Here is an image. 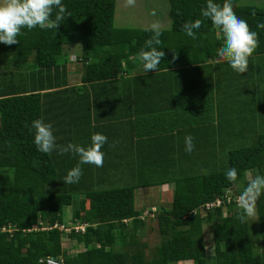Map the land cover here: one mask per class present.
Listing matches in <instances>:
<instances>
[{
  "label": "trees",
  "instance_id": "obj_1",
  "mask_svg": "<svg viewBox=\"0 0 264 264\" xmlns=\"http://www.w3.org/2000/svg\"><path fill=\"white\" fill-rule=\"evenodd\" d=\"M214 2L222 4L223 0ZM62 3L67 9L66 19L57 29L25 28L17 44L0 43V55L15 65L10 71L0 65V167H10L13 173L7 192L0 194V264H43L39 260L48 256L63 264H175L183 260L194 264H264V195L257 201L254 236L250 219L241 223L237 218V199L245 187L237 183L245 181L248 170L264 175V133L253 145L229 149L225 169L205 173L200 167L213 160L217 152L211 134L202 133L203 128L197 130V124H209L207 117L220 108H214L204 91L210 87L207 76L212 71L217 92L222 89L221 81L226 90L237 92L250 76L260 78L264 29L257 24L264 22V7L232 0L236 14L259 38L248 71L239 74L217 55L223 36L201 15L206 0H169L170 26L161 28L162 44L158 46L165 56L157 71L144 74L138 54L152 35L150 28L114 26L115 0ZM195 19L203 23L194 30L193 39L182 26ZM71 48L81 69L80 83L69 86ZM200 76L205 77L203 82ZM122 99L130 103L127 115L136 118L134 124L142 118L143 128L138 134H157L158 117H175L174 127L182 135L186 126L196 124L189 135L198 153L196 159L202 162L194 166L195 172L172 170L166 180L173 184L171 201L165 206L159 198L158 212L152 207L146 210L144 203L140 205L143 208H137L135 190L143 183L157 186L162 180L148 183L139 179V184L101 187L107 171L117 170L108 167V149L102 148V167H81L79 182L66 184L64 177L79 163V157L56 151L45 154L33 142L32 121L42 118L52 125L53 134L64 131L62 145H90L93 133L104 132L100 122L117 116L106 108ZM166 100L173 106L164 107ZM56 124L61 128L57 130ZM59 140L55 142L61 143ZM208 145L211 153H202ZM233 167L238 172L234 182L226 178L227 169ZM159 171L169 174L163 166ZM151 194L157 196L156 192ZM148 198L150 195L144 200ZM216 199L221 200L219 205L203 209L205 203ZM67 206L71 208L65 218ZM150 219L157 222L159 241L146 255L149 247L139 240V231ZM205 224L211 226L212 255L205 248ZM8 225L10 231L1 230Z\"/></svg>",
  "mask_w": 264,
  "mask_h": 264
},
{
  "label": "clouds",
  "instance_id": "obj_2",
  "mask_svg": "<svg viewBox=\"0 0 264 264\" xmlns=\"http://www.w3.org/2000/svg\"><path fill=\"white\" fill-rule=\"evenodd\" d=\"M136 0H125L126 6H135ZM55 12V17L53 13ZM67 9L62 0H0V43L14 45L19 41L22 29L32 30L34 28H55L66 19ZM70 15V14H68ZM151 15L155 16L153 10ZM201 15L221 31L223 45L217 50V55L228 62L229 66L237 73L243 74L248 71L249 58L259 46L258 33L251 30L246 20L240 18L235 10L232 0H223V3H215L214 0H206V6L201 9ZM255 15V13H253ZM203 21L195 19L185 22L182 30L188 37L196 38V32L201 28ZM257 28L264 29V22H259ZM152 35L145 41V46L138 54L144 74L149 71H157L165 53L158 46L162 44L160 39L162 30L159 22H153L149 29ZM176 59L173 53V60ZM34 130L33 142L38 151L50 154L56 151L59 155L71 153L79 157V163L68 170L64 177V183L75 184L79 182L82 175V164H92L102 167L104 163L103 146L108 142L107 136L101 133H93L90 137L91 143L82 146L75 143L57 145L50 123L44 122L42 118L32 121ZM114 141L110 147H115ZM185 151L189 154L194 151L193 137L187 135L184 138ZM229 181H236L238 172L236 168L226 171ZM264 195V175L250 177L238 196L240 214L238 219L241 223L249 219L257 218V201Z\"/></svg>",
  "mask_w": 264,
  "mask_h": 264
},
{
  "label": "rangeland",
  "instance_id": "obj_3",
  "mask_svg": "<svg viewBox=\"0 0 264 264\" xmlns=\"http://www.w3.org/2000/svg\"><path fill=\"white\" fill-rule=\"evenodd\" d=\"M237 1L240 4H252L259 7H264V0ZM153 10L156 12L155 16L151 15ZM168 11L169 0H136L135 6H126L125 0H115L114 26L150 28L153 22H159L161 28L166 29L170 26ZM72 50V48L69 49V52H73ZM72 54L75 53L73 52ZM71 56L72 57L68 58V67H70V71L75 70V72H78V75H80L81 62L75 61L74 55ZM1 60H4L2 54L0 55V61ZM259 62L261 63L260 65L264 64V61ZM260 72V78H258L256 75L250 76L247 82L242 83V88L237 90V92L229 89L226 90V88H224L223 86V84L225 83L223 81L220 82V85H222L223 89V91L221 89V92L224 93V95L222 97L223 100L219 101H221L224 106L218 112H216V110H213L212 115H215L214 118L216 119H214L213 124L211 123V126L209 127L211 133V141L214 142L213 146H215L213 147V149H215L217 153L216 157L213 160H211L208 164L202 165L200 167L202 168L201 172L208 173L210 171L225 169L227 166V151L229 149L253 145L259 134L264 133V70ZM229 94H231V97L228 96ZM215 107L216 103L214 102V108ZM229 111L231 114L229 113ZM226 113H229V116H227ZM87 165L88 164H82L80 165V167L86 168ZM135 166H138V164H135V162H132L131 166L127 165L126 167H123L122 165H115L114 167L116 168L120 167L118 168L119 170H108L107 177L106 175H104V182L102 183V185H104H101V187L126 185L129 184V180L132 182V184L135 182L138 183L139 178H143L146 176L148 177L144 178V182L150 181L148 183H152L154 180H159L157 174H155L156 171L147 168L149 166L148 164H141L142 167L138 168L137 170H134L135 168L133 167ZM127 167H131L127 169L129 171H123V169ZM172 172L173 171L170 170V176ZM129 173L130 177L128 178ZM257 173L258 171L256 169L246 171L244 173L245 181H239L237 183L238 186L241 188L243 186H246L248 179L250 177L258 175ZM123 174L127 178L125 181L121 177ZM12 180V168L0 167V194H4L7 192L10 184L12 183ZM88 181L91 180L88 179ZM142 185L143 186H139L140 188L137 189L138 192L135 198V206L139 208L140 205L144 203L146 205V210H148L149 207H151L150 205H153V207L157 209L155 211L158 212L160 210L159 197L156 195L154 196V194H149L150 198L144 200V195L142 194L141 197L139 193L142 190H149L151 193L157 192V190H159V187H147L148 185H144V183ZM165 194L166 195L163 196L161 203L167 206L169 205V201H171V192H165ZM83 198H86V196H84ZM84 203L86 204L87 201H85ZM70 208L71 206L65 207V218H67L70 214ZM255 221L256 218L250 219V230L253 236L254 230H256L257 232L258 228L256 222V227L254 229V225L252 222ZM204 232L206 252L208 255H212L213 239L211 226L209 224H205ZM139 240L148 244L149 248L146 250V255H148L154 248V246L158 244L159 235L157 233V222L155 219L148 220L146 222V225L142 229H140ZM175 264L194 263L191 260H183L178 261Z\"/></svg>",
  "mask_w": 264,
  "mask_h": 264
},
{
  "label": "crops",
  "instance_id": "obj_4",
  "mask_svg": "<svg viewBox=\"0 0 264 264\" xmlns=\"http://www.w3.org/2000/svg\"><path fill=\"white\" fill-rule=\"evenodd\" d=\"M71 55L69 57H72ZM0 63L2 69L4 67L9 69L7 71H10L15 68V65H13L11 62L5 59L3 61L1 60ZM209 69L210 68L207 67V70L210 73L212 70ZM200 78L201 81L203 82L205 77L200 76ZM207 79H208L207 82L210 87H205L204 91L206 92V95H208V97L212 99L213 104L215 102L216 105L220 106L219 108L220 110L222 109L224 104L219 100H223L222 97L224 93H222L221 90L220 92H217L219 88L216 86L217 83L215 82L214 71L210 73V77L209 75L207 76ZM209 80L211 81L209 82ZM79 83H80V76L78 75V72H75V70H71L68 76V85L69 86L78 85ZM169 100H166V102H164V107H168L169 105L173 106L172 103H168ZM129 105L130 103L127 99H122L121 102H117V103L115 102L112 107L108 106L106 110H109L110 112L116 114L117 116L100 122L102 123L101 125L103 126L102 131H104L102 134H104L108 138V142L106 143L105 147H103V149L106 150L108 149L109 151H111V154H109L110 158L108 161V167L110 168L112 167L111 169L116 168L114 167L115 165H122L123 167H126L127 165L131 166V163L135 162V164H138V166H135L133 168H135L134 170H137L138 168L142 167L141 164H148L149 166L147 168L150 170H155L156 171L155 174H157L158 179L163 181L157 185L159 187V190H157L156 192L157 196L162 201L163 196L166 195L165 192H169L173 185L172 182H166V180L168 181V179L170 178V170L179 171L181 168V169H185L186 171L190 170L195 172L197 167L196 165L199 166V162L200 163L202 162L201 159H196L195 155H198V153L195 150L192 151L190 154L185 151L184 138L185 136L191 133L190 132L191 128L193 127L194 129L195 128L194 126H196V124L192 125L191 128L186 126L185 128L187 132L184 135H182L180 134L181 132L177 131L178 127H174L175 125L173 122L176 120L175 117L172 118L168 117L164 119L158 117L155 118L156 121L159 123L158 126L160 127V129L157 130L158 131L157 134H153L150 136L138 134V132L143 128V126L140 124L141 123L140 120H142V118L138 120L139 123L134 124L132 120L136 118L127 115V113L130 111ZM101 110L102 108H100V111ZM193 117H194V113L191 114V119H193ZM214 117L215 115L207 117L208 121H210L209 124H205L204 121L203 122L201 121L199 125L197 124L198 126L197 130H199V128L201 129L203 128L202 133L207 131L208 134H211L209 127L211 126V123L213 124L214 119H216ZM56 125H57V130L61 128L60 126H58V124ZM55 134L56 133H54L53 135L55 136V138L60 139L59 141H61V139L66 137L63 130L62 131L59 130L57 136ZM83 140H84V144H86L85 143L86 139L84 137ZM114 141L118 143H116L115 147H110V145ZM56 144L62 145L63 143L61 141V143L56 142ZM207 148L208 149L203 151L202 153H211L209 152L210 150L209 145L207 146ZM154 154H157V156ZM150 155H154V156L150 157ZM161 166L166 168L169 174L162 173L161 171H159ZM118 168L120 167H117V170H119ZM129 168L127 167L123 169V171H129L127 170ZM124 174L121 177L125 181L127 178L124 176ZM129 177H130V173L128 175V178ZM146 177L139 179L144 180V178ZM139 179L138 181H140ZM130 182L131 181L129 180V183ZM137 189L135 190V198L138 192ZM142 194L144 195L145 198H147L146 196L151 194V192L150 191L148 192V190H142L139 193V195L142 197Z\"/></svg>",
  "mask_w": 264,
  "mask_h": 264
},
{
  "label": "built area",
  "instance_id": "obj_5",
  "mask_svg": "<svg viewBox=\"0 0 264 264\" xmlns=\"http://www.w3.org/2000/svg\"><path fill=\"white\" fill-rule=\"evenodd\" d=\"M237 201H238V199H237ZM220 202H221L220 199H216L215 201H212V202H207V203L204 204L203 209H204V208H205V209H209V208H212L213 206H217V205L220 204ZM151 210L154 212V211H155V208L152 207ZM44 228H45V227H44ZM42 229H43V228H42ZM76 229H83V226H77ZM1 230H2V231H4V230H8V231H10V230H11V227H10V225H8V226H4V227L1 228ZM39 261H40L41 263H43V264H63L62 261L57 260V259H56L55 257H53V256H48V257H45V258H41Z\"/></svg>",
  "mask_w": 264,
  "mask_h": 264
}]
</instances>
